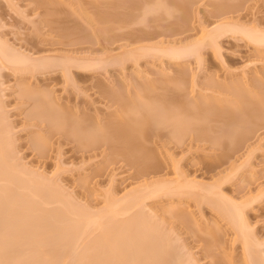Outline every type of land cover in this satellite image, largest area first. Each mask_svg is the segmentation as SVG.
<instances>
[{"label":"rangeland","instance_id":"374dc122","mask_svg":"<svg viewBox=\"0 0 264 264\" xmlns=\"http://www.w3.org/2000/svg\"><path fill=\"white\" fill-rule=\"evenodd\" d=\"M223 24L228 25V31L226 29L218 38L209 36L210 31ZM231 24L264 34V0H0V41L7 48L34 59L68 57L101 63V67L98 65L87 74L76 66L72 67L68 78L61 67L32 74L31 69L25 71L2 60L0 54V116L5 120L4 127L11 132L6 141L9 144L7 151L14 158L15 170L19 167L26 172L22 171L24 176L28 175L24 178L17 170L20 176L17 174L8 181H0V211L3 213L0 212V218H4V224L0 219V232L3 227L7 230L12 224L15 227V222L18 226L12 230L32 231L26 233L27 236L21 233L19 238L26 237L22 238L25 242L21 241L24 245L17 248L20 255L23 252L24 255L26 252L31 254L34 249L41 252H53L56 247L61 249L60 262V258L54 262L39 256L15 261L17 264H80L81 261V264H117L115 259L107 258L111 250L108 243L105 244L109 248L103 243L99 249L91 248L97 258L101 255L102 259L104 254L106 260L99 259V262L90 259L87 245L92 241L96 245L106 227L112 230L124 220L128 221V226L132 219L137 221L140 214L143 217L139 216L140 220L135 223V238L133 234L130 235L132 239L129 238L128 232L132 233L129 226L122 227L125 230L118 227L119 234H115L117 226L113 227V233L108 230L116 238L120 235L121 239L116 241L114 236L115 240H111L116 241L115 244L121 240V249L118 250L124 252L129 248L128 253H124L128 254L127 259L130 255L131 259L136 258L135 263L130 258L126 262L124 257L123 261L120 260L124 264H170L168 261L171 260L172 264H220L221 259L246 264L249 255L264 261V102L261 101L264 96V44L254 43L244 36L243 31L231 33ZM172 47H191L193 52L187 57L173 59L164 53ZM28 91L38 95H28ZM42 94L51 96L67 122L89 119L93 124L100 122L105 126L119 115L118 119H142L145 114L149 115L150 119L157 121L153 124L156 133L143 143L140 150H144L136 151V154L153 151L151 153L158 157L161 167L143 176L136 163L114 150L119 146H115V142L90 149L83 147L78 140L70 141L63 133L51 134L48 122L40 125L34 116L36 100ZM242 103L247 105L243 104L244 110ZM232 115L240 119L234 120ZM90 129L86 131L88 134L95 133L93 128ZM179 138L183 142H179ZM36 140L47 144L44 153L35 144ZM217 142L223 145L219 146ZM120 144L124 147L122 144L125 143ZM41 179L48 181L43 180V183ZM156 183H168L170 187L186 184L189 187L176 193L144 195L139 199L140 205L116 218L113 213L109 217L111 210L108 218L101 221L104 225L102 231L99 226H90L86 233L79 228L82 234L78 231V235L75 227L74 237L72 225H64L67 221L79 220L86 212L90 214L87 216L97 218L102 210L107 212L111 200L121 202L115 205L121 210L127 203L124 200L146 194L143 187ZM235 204L243 209V223L246 222L249 228L247 234L254 239L251 242L255 250L254 247L249 249L254 255L247 254L238 224L232 222V215L233 220L227 215L228 208H232L229 205ZM7 208L12 214L13 208H17L24 216L14 209L16 214L13 215L16 216L13 218L20 214L24 220L18 215L19 222L12 218L10 224L7 220L13 215L8 214ZM38 211L44 213L41 218H44L45 225L39 223L37 217L40 215L35 213ZM47 214L49 217L52 214L51 223L60 229V239L70 228L66 237L72 235L73 238H69L74 241L69 239V243L72 241L73 245H68L66 237L64 241L58 240L56 245L59 246L50 243L57 233L48 240V230L46 233L45 229L51 223L49 220L50 225L46 224ZM7 215L10 216L8 219ZM29 216L30 220L33 218L31 226L30 222L26 223L30 221ZM87 216L84 217L87 219ZM20 220L29 226L23 225L27 231L19 227ZM35 220L42 224L43 230L36 229H39L37 223L35 229L32 228ZM238 220L242 222L241 218ZM11 229L0 234L7 236L2 240L9 237ZM17 232L13 230L12 233ZM14 238L19 240L18 236ZM122 238L131 241L132 245L126 246L128 242ZM13 239L6 241L11 244L6 245L11 246L10 249ZM253 241H260L257 243L262 247H256ZM66 243L68 248L64 247L67 249L77 247L76 252L81 254L76 253L77 256L87 262L82 258L78 260L76 254L73 261L68 258L70 254L66 257L63 253L62 257L64 247H59ZM97 244L100 246L99 242ZM167 244L178 250L176 253L171 250L174 259L166 249ZM117 245L119 248L120 244ZM17 249L11 253L16 254ZM8 250L9 247L5 251L9 253ZM81 250L82 253L87 251L84 255L89 253V259L80 253ZM179 255L177 263L175 259ZM9 262L5 263H13ZM5 263L3 260L0 264Z\"/></svg>","mask_w":264,"mask_h":264},{"label":"bare ground","instance_id":"6f19581e","mask_svg":"<svg viewBox=\"0 0 264 264\" xmlns=\"http://www.w3.org/2000/svg\"><path fill=\"white\" fill-rule=\"evenodd\" d=\"M105 20V19H104ZM228 28V25H219V26H217L216 28H214L213 29V31L211 32L210 31V33H209V36H211V37H215V38H218L219 36H221V34H223V33H225V31H226V29ZM229 28H231L230 30H231V33L232 32H238V31H243V33H244V36H246L247 38H249L251 41H253L254 43H257V44H260V45H262V44H264V34L262 33V32H260V31H250V29L249 28H244V27H240L239 25L237 26V25H233V24H231V27H229ZM246 29V30H244V29ZM249 31H248V30ZM229 29H227V31H228ZM252 30V29H251ZM7 45H5V43H2L1 41H0V54L2 55V57H1V59L3 58L4 60H6V61H8L9 63H11L12 65H14V67L16 66V67H22V68H24L23 70H25V71H29L30 69H31V72H32V74H33V72H35L34 74H36L37 72H40L41 73V71H42V73L43 72H45V71H50V70H53V69H56L57 67H61L62 69H63V72H64V74L69 78V76L71 75V72H72V67H77V68H79V70H83V72L84 73H86L87 74V72H91V70H95V69H97L98 67V65H99V67H101V63H99V61H97V60H76L75 58L73 59V58H61V59H55V58H49V57H47V58H39V59H34L33 57V59L30 57H28V56H26V55H24V54H21V53H17V52H15V51H12L11 50V48H7L6 47ZM193 52V50H192V48L191 47H189V48H186V47H181V48H176V47H172V48H168V49H166V50H164V53H167V54H169L170 56H171V58H173V59H179V58H184V57H187L189 54H190V52ZM2 59V60H3ZM7 62V63H8ZM94 68V69H93ZM27 69H29V70H27ZM51 72V71H50ZM81 75L83 74V73H80ZM101 88H105V87H101ZM107 89V88H106ZM25 91H27V90H25ZM104 91V90H103ZM107 91V90H106ZM30 91H28L27 93H28V95H33V96H37L38 95V93L36 92V93H34L33 92V94L30 92ZM108 92V91H107ZM25 94H26V92H25ZM27 95V94H26ZM42 97H40L39 98V100H36V103H35V105H36V111L34 112V116H35V118H38V122H39V124L40 125H43L42 123H44V122H48V124H49V126H47V128H48V131L51 133V134H64L65 135V137H67V139H69L70 141H74V140H78L79 142H81V145L83 146V147H90V149H94L95 147H97V148H99V147H101V146H104L105 144L107 145L109 142H115L116 143V145L115 146H117L118 144H119V146L121 145L120 143H125V144H122V145H124V147L123 146H117V147H119V148H117V147H115L114 148V150L116 151H118V152H120L121 153V155L123 156V157H126V158H128L129 160L131 159L132 160V162L133 163H136L135 164V166L137 165V167L139 168L138 169V171H139V173L141 174V175H143V176H145L144 174H147L148 175V172H151V171H154L155 172V170L157 171V169L159 168V166L161 165L160 163V161H158L159 159H158V157L154 154V153H151V152H153V151H151V152H145V154H143V155H139L138 156V154H139V152L136 154V151H143V150H140V149H142L143 147V143H145V142H147V141H149L154 135H155V133H156V130L154 129V125L153 124H155V122H157V121H153L152 119H150L149 118V115H144L143 116V118L142 119H135V118H121V119H118L119 118V116H118V118L117 117H115V119L113 120V119H110L107 123H105L106 125L104 126L102 123H98V124H93L92 122H90L89 121V119L86 121V120H83L84 121V123L86 122V124H82L81 122H83V121H73V122H70V121H65V119L63 118V116H62V111H59V110H57V108L59 109V107H57L56 105H55V103H54V100L51 98V96L49 95H47V94H45V95H41ZM264 96H262V99H261V101L262 102H264V98H263ZM138 99V98H137ZM245 103H247V101H244ZM1 104V103H0ZM244 103H242L241 105H243ZM245 105V104H244ZM243 105V106H244ZM245 106H247V105H245ZM245 106L243 107V110L245 109ZM241 109H242V106H241ZM1 107H0V112H1ZM244 112V111H243ZM146 113V112H145ZM3 114V113H2ZM63 114H65V112H63ZM236 116V115H235ZM233 117V115H232V118H235L234 120H237V119H240L238 116H236V117ZM117 118V119H116ZM3 119V116H2V118H1V116H0V181H8L9 179H11V177L13 178V176L14 177H16V176H18L17 174H19V173H17L16 171L17 170H20L19 172H22V171H24L23 169H22V171H21V168L20 169H18V168H16V170H15V168L13 167L14 165H13V161H14V158H12V156H10V153H8L9 151H7V148H8V146H9V144H7V139H8V137H9V135H10V131H9V129L7 130L5 127V125L3 124L4 123V121L5 120H2ZM153 121V122H152ZM90 122V123H89ZM89 124V125H88ZM93 124V125H92ZM102 124V126H99V125H101ZM5 126V127H4ZM93 126V127H92ZM95 126V127H94ZM138 127L137 128V130L135 129V127ZM93 128L94 130H95V133L93 132V131H91V129ZM96 128V129H95ZM88 129H90V131H88V132H90L91 133V135L90 134H88L86 131L88 130ZM125 131V132H124ZM126 131H127V134H124V133H126ZM203 131V130H202ZM249 132V131H248ZM251 132V131H250ZM92 133H94V134H92ZM124 135H123V134ZM202 136V135H201ZM182 140H183V137H180ZM179 138V142H183L181 139ZM246 139V138H245ZM141 141H143V142H141ZM36 143V145H37V147L41 150V152L42 153H44L45 151L44 150H46V148H47V144L45 143V142H40V141H38V140H36L35 141ZM243 142V141H242ZM115 143H113V144H115ZM238 143H239V145H240V142H237V145H238ZM244 143V142H243ZM45 144V145H44ZM242 144V143H241ZM127 145V146H126ZM217 145H223L222 144V142L220 143V142H217ZM44 147H46V148H44ZM122 147V148H121ZM231 147V146H230ZM118 152H115V153H117L118 154ZM120 153H119V155H120ZM160 162V163H159ZM160 164V165H159ZM134 165V164H133ZM16 167V166H15ZM161 167V166H160ZM159 170V169H158ZM16 172V173H15ZM25 172V171H24ZM26 173V172H25ZM24 173V174H25ZM22 175V177L24 176L23 175V172L21 173ZM16 175V176H15ZM19 176H20V174H19ZM26 176H28L27 174H25V176H24V178H28V177H26ZM42 180V179H41ZM43 180H46V179H43ZM42 180V182L44 183V181ZM40 181V180H39ZM46 181H48V180H46ZM45 185V184H44ZM41 186L43 187V184H41ZM46 186V185H45ZM168 187H170V186H168V183H156V184H153L152 186H150V185H146V186H144L143 187V191H144V188H145V190H146V194H138V196H134V198H128L127 200H124V201H126L127 203H126V206L124 207V208H122L121 210L120 209H118L117 207H118V205H120V203L121 202H117L116 201V203H115V201H113V200H111L112 202H109V204L111 203V205L110 206H107L106 208H108V210L106 209V208H104L105 210L104 211H106L107 210V212L105 213V212H103V210H102V212L103 213H105V215L104 214H102V212L100 213V216H99V214H97L98 215V217L97 218H91V217H93V216H87L88 214H83L82 216L83 217H81V218H79V220H81L80 222H78L79 220H74V222L76 223V224H74V222L73 221H67V222H69V223H67L66 221H64V225L66 226V227H69V226H71L70 228L71 229H73V231L71 232V234L74 232V229H75V227H77L78 228V230H77V228L75 229V230H77L76 231V233L79 231V228H81V232L82 233H86L85 231H90V230H88V229H90L91 227L90 226H99L98 228L102 231L103 230V222H102V225H101V221H103L104 219H107L108 218V216H107V214L111 211V215H109V217L110 216H112V213H113V216H114V218H116V217H118L119 215H121V214H126V213H128L132 208H133V206L134 207H137V206H135V205H140V203H142L139 199L141 198V197H145L144 195H154V194H159V193H161V192H168V193H170L171 191H174L175 193L176 192H181V191H184L185 189H187L189 186L188 185H186V184H177V185H175L174 187H170V188H168ZM150 189V191L148 192V190ZM152 188V189H151ZM201 189H204L203 188V186L201 187ZM173 192V193H174ZM143 193V192H142ZM216 195H218V194H216ZM219 197H221V196H219ZM132 201V202H131ZM220 201L221 202H223L222 201V199L220 198ZM226 202V201H225ZM122 203H124V202H122ZM217 203H218V201H217ZM227 203V202H226ZM108 204V205H109ZM116 204H118L117 206H115ZM131 204V205H130ZM223 204H224V202H223ZM15 205V204H14ZM17 205V204H16ZM15 205V206H16ZM125 205V204H124ZM142 205V204H141ZM14 206V207H15ZM234 206V207H233ZM233 206H231V205H229V207H232V208H228V211H225V212H228L227 213V215H232V217L234 218V220H233V218L230 216V218H232V222H235L236 224H238V226H239V229L241 230V232H240V236L243 238V240L242 241H244V245H245V247H246V249H248L247 251V254L248 253H251L252 255H254L255 253H253V250L251 251V250H249V249H252L254 246H253V244H252V240H254L252 237V239H250L249 238V235L247 234V231L246 230H249V228L247 229V223L245 222V223H243V216H244V212L242 213V211H243V209L239 206V207H237L238 205H233ZM35 207V206H34ZM114 208V207H116L117 209H118V211H117V209H116V211H115V209H112V208ZM10 209H12L11 207H9ZM9 208H7L6 210H8ZM32 208H33V206H32ZM36 208V207H35ZM34 208V209H35ZM239 208H241V209H239ZM9 209V215H10V213L12 214V212H11V210ZM14 209L15 208H13V214H16V213H20L21 214V211H19L17 208L15 209V211H17L16 213H15V211H14ZM34 209H32V211L34 212ZM40 209V208H39ZM1 210V209H0ZM5 210V209H4ZM36 210H38V209H35V211ZM42 210V209H41ZM41 210H40V212H41ZM58 210V209H57ZM225 210H227V209H225ZM242 210V211H241ZM48 211V210H47ZM1 212V211H0ZM6 212V211H5ZM26 212V211H25ZM24 212V213H25ZM39 211L38 212H35V213H37L38 215H40V217L38 216L37 217V219H38V221H39V223H43L44 222V218H41V215H44V213L42 214V213H40ZM50 212V211H49ZM48 212V213H49ZM56 213H57V211H55ZM60 212V213H59ZM62 212V210H60L59 209V211H58V213L59 214H61V218H62V216H63V214L61 213ZM115 212V213H114ZM2 213V212H1ZM7 213V212H6ZM28 213V212H27ZM179 213H181V212H179ZM12 214V215H13ZM20 214H17V218L19 217L18 215H20ZM59 214H58V216H59ZM110 214V213H109ZM139 214V213H138ZM177 214H178V212H177ZM2 215H3V213H2ZM12 215H10V216H12ZM22 216H24L23 214H21ZM21 215H20V217H21ZM28 215V214H27ZM27 215H26V217H27ZM31 215V214H30ZM49 214H47L46 216H48ZM52 215V214H51ZM51 215H50V217L48 216L47 217V221H48V223H46V224H49L50 225V223H51V220H50V218H52L51 217ZM90 215V214H89ZM94 215V214H93ZM103 217H105V218H102V216ZM141 215V214H140ZM139 215V216H140ZM180 215V214H179ZM227 215H226V217H227ZM4 216H6V215H4ZM10 216H8L7 215V219H8V217H10ZM14 216H16V215H13L12 217H10L11 218V221H9L10 220V218L7 220L6 219V217H5V219L10 223V222H12L13 223V220H12V218L14 217ZM55 216V215H54ZM84 216H87V219L84 217ZM135 216V215H134ZM137 216V215H136ZM139 216H137L136 218H137V221L138 220H140V219H138L139 218ZM181 217H182V213H181V215H180ZM1 217V216H0ZM3 217V216H2ZM25 217V218H26ZM43 217V216H42ZM45 217V216H44ZM94 217H96L95 215H94ZM133 217V216H132ZM141 217H143V216H140V218ZM242 219V222L241 221H239L238 219ZM16 218V217H15ZM15 218H13L14 219V222L16 221V219ZM24 218V217H23ZM41 218V219H40ZM53 218H55V217H53ZM59 218H60V216H59ZM85 218V219H84ZM112 218V217H111ZM134 218V217H133ZM183 218H184V215H183ZM186 218V217H185ZM0 219H2V218H0ZM21 220H22V217L20 218ZM27 219V218H26ZM25 219V220H26ZM33 219V218H32ZM31 219V220H32ZM34 219H36V218H34ZM36 219V220H37ZM42 219H43V221H42ZM82 219H83V221H82ZM113 219V218H112ZM132 219V218H131ZM135 219V218H134ZM3 220V221H2ZM1 221L3 222V223H1V221H0V223L1 224H4V218L2 219ZM19 219H17V222H19L18 221ZM20 220V222L22 223V221L24 220H22L21 221ZM28 220H30V216H29V218H28ZM27 221L26 223L28 224V222H30L29 223V226H31L32 224H33V220L32 221ZM36 220H35V222H34V227H32L33 229H35V226L36 225H38V227H39V229L36 227V229L37 230H43L44 229V227L42 228V227H40V225H42V224H38L37 222H36ZM49 220H50V223H49ZM86 220V221H85ZM129 220V219H128ZM238 220V221H237ZM41 221V222H40ZM57 221V220H56ZM61 220H59V222H60ZM63 221V220H62ZM84 221L86 222V223H84ZM125 221V220H124ZM123 221V225L126 223V225H116L117 226V229H118V227H121V230H123L124 228L126 229V227H128L129 226V231H132V233H130V232H128V236H129V238L131 237L130 235H132L133 234V238H135V234L136 233H134V232H137L135 229H137L135 226H137L136 224V220H133L132 219V221L134 222H132L131 220V223H129L128 224V226H127V223H128V221H126V222H124ZM129 221V222H130ZM143 221V223H145L144 222V220H142ZM146 221V220H145ZM237 221V222H236ZM6 222V221H5ZM32 222V223H31ZM239 222V223H238ZM7 223V222H6ZM12 223H10V224H12ZM16 223V222H15ZM15 223H14V226L15 227H12L13 226V224L11 225V227H10V229L11 228H17V226H18V223H16V225H15ZM21 223H19V225L21 224ZM24 223V224H23ZM19 227H21L22 229H24V227H27V226H25L26 225V223L25 222H23ZM37 223V224H36ZM73 223V224H72ZM80 223V224H79ZM82 223H84L85 224V226H84V224L81 226V224ZM93 223V224H92ZM133 223V225H131L132 227H134V228H132L131 227V230H130V224H132ZM136 223V224H135ZM141 223V222H140ZM147 223V222H146ZM235 223H234V225H235ZM0 224V225H1ZM10 224H9V226H10ZM36 224V225H35ZM55 224V223H54ZM57 224V223H56ZM69 224V225H68ZM77 224H78V226H77ZM135 224V225H134ZM246 224V225H245ZM5 225H7V224H5ZM23 225H24V227H23ZM44 225H45V222H44ZM60 225H62L61 223H60ZM68 225V226H67ZM145 225V224H144ZM147 225H150L149 223L147 224ZM8 225H7V227H9ZM28 226V227H29ZM57 226V225H56ZM56 226H54L52 223H51V225L49 226V227H47L48 229H45V231L46 230H48V233H47V231H46V233H47V237H48V240H49V236L50 237H52L53 238V236H51V235H54L55 233H57V234H55V235H57V236H55L54 237V240L52 241V239L51 240H49V241H51L50 243H54V246L56 247V246H59V244L58 245H56L57 243H58V240L59 241H62L63 239H66L67 237H66V235L68 234V232H67V230H69L70 228H66V229H63L64 231L66 230V233L65 232H62V234H64L65 233V237H64V235L62 236V237H64L63 239H60V236H61V234H60V232H59V234H58V231L60 230H57V227ZM59 226V225H58ZM101 226V227H100ZM116 226H113L114 228H116ZM237 226V225H236ZM3 227V226H2ZM18 227V228H19ZM60 227V226H59ZM58 227V228H59ZM87 227H89V228H87ZM113 227H112V230H111V227H109L110 228V230L112 231V233H113ZM122 227H124L123 229H122ZM62 228V227H61ZM64 228V227H63ZM86 228V229H85ZM102 228V229H101ZM4 229V230H3ZM3 233H1L2 232V230H1V232H0V234H4V233H7V231L8 230H10V229H6V227H3ZM7 231H6V230ZM27 229L28 228H25L24 230H26L27 231ZM29 229H31V227L29 228ZM82 229H83V231H82ZM104 229H105V227H104ZM107 229V230H106ZM106 229H105V232L101 235V238H100V240H98V239H96V240H98V242L100 243V246L96 243V245H97V247H96V245L94 244L95 243V241H94V243H93V241L92 242H90L89 244L91 245H87V247L89 248V250L86 248V250L89 252V253H91V251L94 249V248H101V246H103V245H101L102 243L105 245L104 247H107L106 246V244L111 248V250H109V252H108V256H107V258L108 259H115L116 260V263L118 262H122L123 260H125L126 259V262H128L131 258H130V256L128 257V259H127V256H128V254H124L127 250H130L128 247V249H126L125 248V245L126 246H130V245H132V243H131V239H132V237H131V239H129L128 237V240H131V241H127V239L126 238H122V239H126L125 240V242L127 243L128 242V244H125V242H124V240L122 241V245H124L123 247L126 249V251H119L121 248V240H118V241H120V242H118L117 244H120L119 245V248H118V245L117 244H115V242L117 241V238L119 239L120 238V235L116 238V236H115V234H119V231H120V228L118 229V233H117V229L115 230L116 231V233L115 234H111L110 232V230L106 227ZM124 229V230H125ZM13 230H16V232L17 231H19V232H17L18 234L20 233V235H18L17 233H12L13 232ZM11 229V234L10 233H8V235H9V239H10V236L12 237V234H13V237H16L17 238V236H18V238L21 236V233H22V235H26L27 236V234L26 233H28L29 234V232L31 231H27L26 233H23L21 230H20V228L19 229ZM23 230V231H24ZM62 229H61V231H63ZM110 232H109V231ZM134 230V231H133ZM4 231H6V232H4ZM21 231V232H20ZM78 232L79 234H82L81 232ZM106 231H108V232H106ZM128 231V230H127ZM15 232V231H14ZM25 232V231H24ZM41 232V231H40ZM249 232V231H248ZM31 233H32V231H31ZM44 233V232H43ZM45 233V234H46ZM77 233V234H78ZM39 234V233H38ZM70 234V236L68 235V240L70 239V240H73L72 238V235ZM74 234V237H75V233H73ZM78 234V235H79ZM17 235V236H16ZM32 235V234H31ZM36 235H37V232H36ZM59 235V236H58ZM2 236H3V238H2ZM26 236H22L21 238H19V240H20V242H17V241H19L18 239H16L15 240V238L13 239V237H12V239H13V242H12V246L14 247V243L17 245H15V249H17L18 248V246H20V245H24V242H25V240H23L22 238H25ZM35 236V235H34ZM45 236V235H44ZM114 236H115V239H116V241H114V242H111V240L113 239V240H115L114 239ZM251 236V235H250ZM7 236H4V235H1L0 236V263H1V261H3L4 260V263L6 262V261H8L9 262V260L11 261V262H13L12 264H17L18 262L17 261H19V260H21V259H27V258H33V259H37L39 256L41 257V259H45V260H50V261H54V260H56V259H58V258H60L59 259V262H60V260H61V256L59 255L60 253V250L58 249L57 250V247L55 248L54 246V248L56 249H54L55 251H53V252H41V251H35V249H34V251H31L32 253L30 254V252H26L27 253V255H29V256H27V255H24L25 254V252H23L24 254H22L21 253V255H20V249H17V253L16 254H13L14 252H15V249L12 247L11 249H10V247L11 246H8L9 247V250H8V252L9 253H7L5 250H7L8 249V247L6 246V245H11L10 243L9 244H7V242L9 241V242H11V240L12 239H10V240H8L7 241V239L4 241V240H2V239H5ZM56 237H59V238H57V240L55 239ZM61 237V238H62ZM69 237H72V238H69ZM240 237V238H241ZM241 238V239H242ZM27 239V238H26ZM47 239V238H46ZM75 239V238H74ZM121 239V238H120ZM14 240H15V242H14ZM56 240V242H54ZM67 240V242H68V245L70 244L69 242H70V240L68 241ZM112 240V241H113ZM7 241V242H6ZM21 241H24V242H22L21 243ZM40 242H41V240H39ZM64 241V240H63ZM66 241V240H65ZM74 241V240H73ZM4 242H6V244L4 243ZM17 242V243H16ZM133 242V241H132ZM254 242V241H253ZM257 242H260V241H255L254 242V245H256V247L258 246V247H262V246H259V244L257 243ZM21 243V244H20ZM63 243V242H62ZM106 243V244H105ZM257 243V244H256ZM27 244V243H26ZM26 244H25V246H26ZM48 244V243H47ZM65 244V243H64ZM62 245V244H60L61 245V247H59V248H62V247H64V246H66L67 248H68V245H67V243H66V245ZM75 244H78V243H75ZM74 244V245H75ZM211 244V243H210ZM27 245H29V244H27ZM70 245H73L72 244V241H71V244ZM260 245H262V242L260 243ZM25 246H23V247H25ZM92 246H94L93 247V249H91L92 248ZM170 246V247H169ZM168 246V244H167V250L169 249L170 251H168L169 252V254L171 255V258L173 257V255L174 254H172V253H176V251H178L175 247H173V245H169ZM173 248H172V247ZM7 249H6V248ZM27 248H28V246H26ZM25 247V248H26ZM33 247V246H32ZM31 247V248H32ZM40 247H41V245H40ZM66 247H64V248H62V250H63V252L61 253V255L64 253L65 255H66V257H67V255H69L70 254V256H68V258H70L71 257V259H72V261H73V258L72 257H74V254H76L78 251V249L76 250V248L77 247H75L73 250L71 249V248H69V249H67ZM109 247H107V248H109ZM112 247H113V249H112ZM169 247V248H168ZM98 248V249H99ZM103 248V247H102ZM124 248H122V249H124ZM131 248V247H130ZM172 248V249H171ZM14 249V251H12ZM23 249V248H22ZM67 249V252H68V254H67V252L65 251ZM119 249V250H118ZM174 249V250H173ZM176 249V250H175ZM179 249V248H178ZM258 249V248H257ZM27 250V249H26ZM25 250V251H26ZM69 250V251H68ZM95 250V249H94ZM166 250V251H167ZM171 250H173V251H175V252H172L171 253ZM254 250H255V247H254ZM11 251L13 252V253H11ZM28 251V250H27ZM56 251H58V254H57V252ZM65 251V252H64ZM77 251V252H76ZM84 251V250H83ZM87 251H85L84 253H87ZM181 251V250H180ZM250 251V252H249ZM256 251H259V249L258 250H256ZM56 252V253H55ZM69 252H71V253H69ZM93 252V251H92ZM80 253H82V250H81V252ZM84 253H82V255H84ZM88 253V254H89ZM127 253H128V251H127ZM129 253H131V252H129ZM258 253V252H257ZM13 254V255H12ZM78 254V253H77ZM77 254H76V256L75 257H78L77 256ZM87 254V255H88ZM79 255V254H78ZM81 255V254H80ZM79 255V256H80ZM87 255H84V257L86 258L87 257ZM127 255V256H126ZM178 255V254H177ZM249 255V254H248ZM257 255V254H256ZM27 256V257H26ZM95 255H93L92 253H91V255L89 256V257H91L90 259H93L94 260V258L95 259H97L98 260V262H99V259L100 260H102L103 261V258L105 257L104 256V254L102 255V259H101V255L100 256H98V258H97V255L94 257ZM62 257H64V255H62ZM125 257V258H124ZM170 257V256H169ZM179 257H180V255L179 256H177L176 258L177 259H175V261L177 262L178 261V259H179ZM251 259H250V258ZM79 258V257H78ZM82 258V256L78 259V260H80ZM88 258V257H87ZM124 258V259H123ZM130 258V259H129ZM133 258V257H132ZM259 258V257H258ZM71 259H68V261L69 262H71ZM89 259V258H88ZM107 259V260H108ZM123 259V260H122ZM140 259V258H139ZM172 259H174V258H172ZM14 260V261H13ZM27 260H29V259H27ZM30 260H32V259H30ZM77 260V261H78ZM81 260H83V261H86L87 259H81ZM104 260H106V258H104ZM114 260V261H115ZM118 260V261H117ZM120 260H122V261H120ZM131 260H133V262L135 261V263H136V258L135 259H131ZM138 260V259H137ZM141 260V259H140ZM217 261H218V258L216 259ZM223 260V261H222ZM248 261H249V263H248V261H247V263L246 264H264V261H261L260 259V261L259 260H257V259H255L253 256H251V255H249L248 256V259H247ZM17 263H16V262ZM26 261V260H25ZM24 261V262H25ZM33 261V260H32ZM40 261V260H39ZM39 261H37L36 260V262H39ZM109 261H111V260H109ZM168 261V260H167ZM166 260H165V263H168V262H170V264H172V260L171 261H168L167 262ZM174 261V262H175ZM221 261H222V263H220V264H233V262L231 261V259H226V260H224V259H221ZM11 262H9V263H11ZM15 262V263H14ZM22 262V261H21ZM20 262V263H21ZM54 262H56V261H54ZM58 262V263H59ZM67 262V261H66ZM79 262V261H78ZM87 262V261H86ZM132 261H130L129 263H133ZM138 262V261H137ZM143 262V261H142ZM31 263H33V262H31ZM43 263V262H42ZM81 263H82V261H81ZM80 263V264H81ZM117 263V264H118ZM123 263V262H122ZM121 263V264H122ZM134 263V264H135ZM144 263V262H143ZM177 263H179V261L177 262ZM6 264V263H5ZM21 264H23V263H21ZM34 264V263H33ZM35 264H39V263H35ZM55 264V263H54ZM60 264V263H59ZM63 264V263H62ZM64 264H66V263H64ZM67 264H68V262H67ZM124 264V263H123ZM138 264V263H137ZM173 264H175V263H173Z\"/></svg>","mask_w":264,"mask_h":264}]
</instances>
